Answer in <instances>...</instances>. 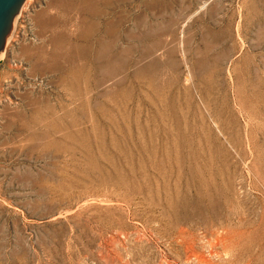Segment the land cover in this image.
Here are the masks:
<instances>
[{"label":"rangeland","instance_id":"1","mask_svg":"<svg viewBox=\"0 0 264 264\" xmlns=\"http://www.w3.org/2000/svg\"><path fill=\"white\" fill-rule=\"evenodd\" d=\"M0 264H264V0H28Z\"/></svg>","mask_w":264,"mask_h":264},{"label":"water","instance_id":"2","mask_svg":"<svg viewBox=\"0 0 264 264\" xmlns=\"http://www.w3.org/2000/svg\"><path fill=\"white\" fill-rule=\"evenodd\" d=\"M28 0H0V61L16 31L18 19Z\"/></svg>","mask_w":264,"mask_h":264},{"label":"bare ground","instance_id":"3","mask_svg":"<svg viewBox=\"0 0 264 264\" xmlns=\"http://www.w3.org/2000/svg\"><path fill=\"white\" fill-rule=\"evenodd\" d=\"M30 3V2H29Z\"/></svg>","mask_w":264,"mask_h":264}]
</instances>
